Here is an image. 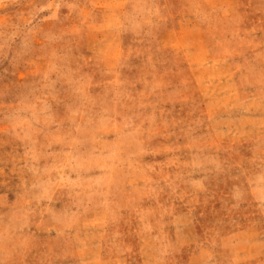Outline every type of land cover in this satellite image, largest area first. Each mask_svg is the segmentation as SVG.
<instances>
[{
    "label": "rangeland",
    "instance_id": "rangeland-1",
    "mask_svg": "<svg viewBox=\"0 0 264 264\" xmlns=\"http://www.w3.org/2000/svg\"><path fill=\"white\" fill-rule=\"evenodd\" d=\"M0 264H264V0H0Z\"/></svg>",
    "mask_w": 264,
    "mask_h": 264
}]
</instances>
